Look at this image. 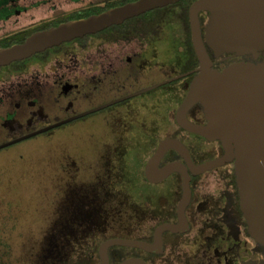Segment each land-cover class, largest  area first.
Returning <instances> with one entry per match:
<instances>
[{"label": "flooded vegetation", "instance_id": "af4514ba", "mask_svg": "<svg viewBox=\"0 0 264 264\" xmlns=\"http://www.w3.org/2000/svg\"><path fill=\"white\" fill-rule=\"evenodd\" d=\"M20 1L6 0L3 4L0 1V5H4L9 10L5 18H0V24L9 21L12 17H18L25 11L18 4ZM207 20L208 14L201 13V28L205 26ZM61 21L62 19L60 23L64 22ZM54 22L57 21H41L28 29L9 33L0 39V45L13 39L25 40L36 31L53 27L50 25ZM105 30L62 43L28 59L0 67V82L8 78L5 82L9 84L5 88L0 87V109L3 106L7 108L2 116L4 119L1 127L6 131L9 139L7 142H9L57 123L62 124L32 137L51 133L101 114H109L111 117L121 115L126 121L121 132L122 151L118 154L119 159L115 162L116 164L109 168L110 174L98 181L106 183L111 194V202L118 192L125 194V201L128 204L131 201L132 207L126 208L124 203L117 202L123 207H117V213L125 212L135 224L136 229L144 233L129 236L109 235L102 240L98 248L109 239L152 243L156 228L163 224L178 223V205L182 198L183 187V177L179 172L170 174L159 183L153 184L147 180L146 164L160 142L165 139L179 141L184 146L190 162L195 166L221 158L224 150L219 141H209L183 129L177 123V109L188 92L195 76L194 71L198 66L172 73L173 66L163 63L160 65V72L166 68L168 77L128 91L126 88L130 84L157 75V38H154L153 43H146L142 32L139 35L138 31ZM207 51L213 62V68L219 71L238 62H264V49L244 56L225 53L218 58L214 57L208 48ZM175 61L179 63L178 60ZM185 61L187 62V59ZM162 89L166 91L164 102L174 105L173 107L170 105L167 110L166 119L160 118L157 114V96L147 99L143 97L145 94ZM48 90L56 92V99L54 104L49 105L50 108L46 110L40 99ZM120 91L124 93L118 96ZM19 111L28 114V117L23 120ZM146 114L150 116L148 122L145 121ZM132 118H141V121L139 124L128 121ZM186 119L192 124H206L203 109L199 103L188 110ZM129 123L135 124L143 133H138L141 141L139 144L143 143L142 145L146 146L145 144L149 143L153 147L148 157L137 162L135 167L124 160V155L129 148V140L125 135V132L131 130ZM172 163L183 165L190 178L191 197L184 210L187 228L178 233L164 232L161 237V249L157 252L113 246L108 249L109 264H120L128 259H138L145 264H176L177 262L180 264H264V247L249 236L245 219L240 211L234 163H225L203 173L194 174L185 158L177 151L170 149L160 160L158 169ZM168 180L172 184L162 192L158 187ZM98 181L95 178V182ZM141 182L154 185L157 189L145 196L144 190H141L138 193L141 199L132 201L134 197L130 196L135 194L136 185ZM199 195H201L200 198ZM74 199L73 209H68L60 216L59 228L62 231L58 236V244L63 247L78 245L88 247L89 243L82 244V242L85 240L91 243L92 239L96 240L95 236L92 239L91 236H84V240L78 244L80 240L75 241L71 237V231H77V229L92 231L90 229L97 225L106 228V224L112 217V208L108 210L109 206L106 208L99 206L95 197L83 188L76 193ZM145 199L149 204L148 207L145 206ZM147 221L150 222L149 225L145 224ZM96 257L100 263L98 250Z\"/></svg>", "mask_w": 264, "mask_h": 264}, {"label": "rangeland", "instance_id": "374dc122", "mask_svg": "<svg viewBox=\"0 0 264 264\" xmlns=\"http://www.w3.org/2000/svg\"><path fill=\"white\" fill-rule=\"evenodd\" d=\"M108 1L113 0H21L18 4L25 11L0 24V39L9 33L37 25L38 22H58L90 5H102ZM165 13H168L169 23L167 26L161 25L159 32L162 35L157 34V31H147L146 28L141 30L142 33L138 31L139 35L141 33L144 36L146 43H153L154 38H157V75L130 84L126 88L128 91L147 86L155 80H163L167 76L166 68L160 72V65L163 63L173 66L172 73H178L188 65L185 60L178 63L172 59L169 48L171 42L164 38L165 33L171 34L176 40L183 36L181 12L174 7ZM5 79H2V84L0 82L2 88L9 85ZM123 93L124 91H120L117 95L121 96ZM165 93L162 89L143 96L144 99L157 96V114L162 119H166V112L171 105L164 102ZM55 99L56 92L48 90L40 102L48 110ZM6 109L4 106L0 109V145L9 140L6 131L1 127ZM21 112L23 111H19ZM21 114L23 120L28 117L26 113ZM149 119L150 116L146 114L145 121L148 122ZM128 121L139 124L141 118ZM124 123L126 121L121 115L111 117L109 114H101L0 150V264H99L97 257L89 251L92 244L98 246L109 235L129 236L144 233L136 229L125 212L117 213V207H122L117 202L124 203L126 208L132 207L131 201L129 204L125 201V194L118 192L111 202L106 183L98 181L110 174L109 168L119 159ZM129 125L131 130L125 132L129 148L124 160L135 167L137 162L148 157L153 147L149 143L146 146L143 143L140 145L139 134L143 133L135 124ZM95 178L98 182H95ZM171 184L168 180L158 188L164 192ZM82 188L95 197L99 206H109L108 210L112 208L111 220L106 228L97 225L90 229L92 231H71V237L75 241L80 240L78 244H81L84 236H91V239L95 236L96 240L92 239V244L85 240L82 242L89 243L88 247L60 246V216L68 209H73L75 195ZM156 189L154 185L141 182L136 185L135 194L130 197H134L132 201L136 202L141 199L138 194L141 190H144L145 196ZM144 201L148 207L146 199ZM145 224L149 225L150 222Z\"/></svg>", "mask_w": 264, "mask_h": 264}, {"label": "water", "instance_id": "95a60500", "mask_svg": "<svg viewBox=\"0 0 264 264\" xmlns=\"http://www.w3.org/2000/svg\"><path fill=\"white\" fill-rule=\"evenodd\" d=\"M180 1L183 0H136L99 14L36 31L21 43L0 48V67ZM201 13L208 14L203 28ZM188 20L198 67L194 71L195 76L188 92L177 109V123L183 129L209 141H219L224 154L219 159L195 166L179 141H161L146 164L145 175L154 184L174 172L181 173L183 187L178 205V223L163 224L156 228L152 243L126 239H109L103 242L98 248L99 264H109L108 249L113 246L157 252L161 249L164 232L178 233L187 228L184 210L189 204L191 190L186 168L180 163H172L158 169L160 160L170 149L185 158L194 174L225 163H234L240 211L245 219L247 232L256 243L264 247V62H238L219 71L213 68L207 51L208 48L218 58L225 53L244 56L263 50L264 0H195L188 9ZM198 103L203 109L205 125L192 124L186 119L188 110ZM60 124L62 123L6 142L0 145V150ZM120 264L145 263L138 259H128Z\"/></svg>", "mask_w": 264, "mask_h": 264}, {"label": "trees", "instance_id": "16d2710c", "mask_svg": "<svg viewBox=\"0 0 264 264\" xmlns=\"http://www.w3.org/2000/svg\"><path fill=\"white\" fill-rule=\"evenodd\" d=\"M0 1H1V4H3V2L6 0H0ZM133 1H136V0H113V1L105 2L102 5H91V6H88L86 9L70 14L69 16H67V18L62 19V21L65 22V21H69L73 19L86 18L88 16L104 12L110 8L121 6L128 2H133ZM194 1L195 0H183L174 5H169L161 9H155V10L149 11L138 17L128 19L120 25L111 26L105 31L114 30V31H119V32H133V31H141L146 28L147 31H150V32L157 31V34L162 35L159 32L161 25L167 26V23H169L168 13H165V12L169 10L170 8L177 7L182 15V18H181L183 22L182 28L184 29V32L182 34L183 36L180 39L177 38L176 40L175 38L171 36V34L165 33L166 37L164 38H167V40L171 42V46L169 48L171 50L173 60L183 61L187 59L188 65L186 69L190 68L191 66L196 67L198 66V61L196 59L194 49L192 46V42H191L190 26H189V20H188V9L190 5L192 4V2ZM8 14H9V10H7L4 5L2 6L0 5V18H5V16H7ZM166 20L168 21L165 22ZM58 23H60V21L51 23L50 26H56L58 25ZM141 27L143 29H141ZM151 27H154V28L152 29ZM149 29H152L153 31ZM23 41L24 39H18V40L13 39L11 41H8L6 44L5 43L1 44L0 47L1 48L8 47V46H11L12 44L21 43ZM97 250H98L97 245L92 246L89 249L90 253L94 254L95 256H97Z\"/></svg>", "mask_w": 264, "mask_h": 264}]
</instances>
